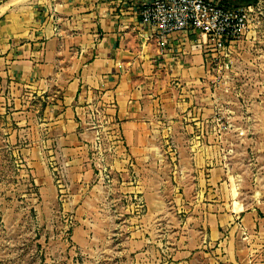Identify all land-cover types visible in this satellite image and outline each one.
<instances>
[{
  "label": "rangeland",
  "instance_id": "obj_1",
  "mask_svg": "<svg viewBox=\"0 0 264 264\" xmlns=\"http://www.w3.org/2000/svg\"><path fill=\"white\" fill-rule=\"evenodd\" d=\"M251 5L148 165L97 116L73 179L47 103L0 72V264H264L242 219L264 203V0Z\"/></svg>",
  "mask_w": 264,
  "mask_h": 264
},
{
  "label": "crops",
  "instance_id": "obj_2",
  "mask_svg": "<svg viewBox=\"0 0 264 264\" xmlns=\"http://www.w3.org/2000/svg\"><path fill=\"white\" fill-rule=\"evenodd\" d=\"M146 1L0 0V72L47 103L43 116L73 179L88 174L78 169L87 164L80 157L94 118L112 123L124 147L148 165L156 137L172 134L171 119L206 83L208 37L175 33L162 51L141 27ZM260 212L264 203L243 210L245 231L264 234Z\"/></svg>",
  "mask_w": 264,
  "mask_h": 264
},
{
  "label": "built area",
  "instance_id": "obj_3",
  "mask_svg": "<svg viewBox=\"0 0 264 264\" xmlns=\"http://www.w3.org/2000/svg\"><path fill=\"white\" fill-rule=\"evenodd\" d=\"M253 6L227 5L223 0H149L142 2L141 27L156 38L162 51L175 33L199 31L211 47L226 50L237 42L251 20Z\"/></svg>",
  "mask_w": 264,
  "mask_h": 264
},
{
  "label": "trees",
  "instance_id": "obj_4",
  "mask_svg": "<svg viewBox=\"0 0 264 264\" xmlns=\"http://www.w3.org/2000/svg\"><path fill=\"white\" fill-rule=\"evenodd\" d=\"M225 4L227 5H235V6H241V5H249L252 4L254 2H257L259 0H223Z\"/></svg>",
  "mask_w": 264,
  "mask_h": 264
}]
</instances>
